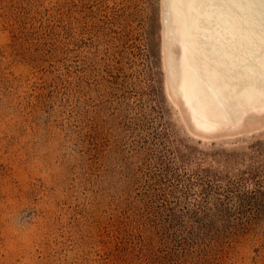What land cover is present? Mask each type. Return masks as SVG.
Here are the masks:
<instances>
[{"label":"rangeland","instance_id":"obj_1","mask_svg":"<svg viewBox=\"0 0 264 264\" xmlns=\"http://www.w3.org/2000/svg\"><path fill=\"white\" fill-rule=\"evenodd\" d=\"M161 1L0 0V264H264V114L193 125Z\"/></svg>","mask_w":264,"mask_h":264},{"label":"bare ground","instance_id":"obj_2","mask_svg":"<svg viewBox=\"0 0 264 264\" xmlns=\"http://www.w3.org/2000/svg\"><path fill=\"white\" fill-rule=\"evenodd\" d=\"M161 2L167 83L193 125L215 134L263 115L264 0Z\"/></svg>","mask_w":264,"mask_h":264}]
</instances>
